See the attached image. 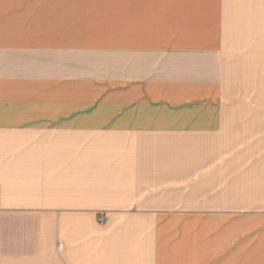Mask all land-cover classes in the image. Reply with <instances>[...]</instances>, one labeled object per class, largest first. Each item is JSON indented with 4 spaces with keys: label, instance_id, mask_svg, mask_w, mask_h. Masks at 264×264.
<instances>
[{
    "label": "crops",
    "instance_id": "crops-1",
    "mask_svg": "<svg viewBox=\"0 0 264 264\" xmlns=\"http://www.w3.org/2000/svg\"><path fill=\"white\" fill-rule=\"evenodd\" d=\"M263 7L0 0V264H239L230 216L207 239L214 218L140 197L153 137L225 128L223 85Z\"/></svg>",
    "mask_w": 264,
    "mask_h": 264
},
{
    "label": "rangeland",
    "instance_id": "rangeland-1",
    "mask_svg": "<svg viewBox=\"0 0 264 264\" xmlns=\"http://www.w3.org/2000/svg\"><path fill=\"white\" fill-rule=\"evenodd\" d=\"M254 11V40L239 46L223 85L225 128L213 136L153 137L157 184L142 185L140 197L155 199L158 210L214 218L207 239L224 224L215 219L230 216L239 264H264V7Z\"/></svg>",
    "mask_w": 264,
    "mask_h": 264
},
{
    "label": "built area",
    "instance_id": "built-area-1",
    "mask_svg": "<svg viewBox=\"0 0 264 264\" xmlns=\"http://www.w3.org/2000/svg\"><path fill=\"white\" fill-rule=\"evenodd\" d=\"M98 222H99V224H103L105 222V217L99 216Z\"/></svg>",
    "mask_w": 264,
    "mask_h": 264
}]
</instances>
